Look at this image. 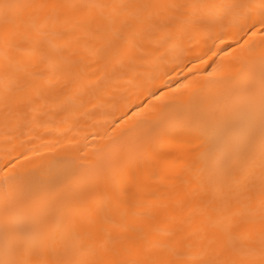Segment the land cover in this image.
Listing matches in <instances>:
<instances>
[{
    "label": "bare ground",
    "instance_id": "bare-ground-1",
    "mask_svg": "<svg viewBox=\"0 0 264 264\" xmlns=\"http://www.w3.org/2000/svg\"><path fill=\"white\" fill-rule=\"evenodd\" d=\"M0 264H264V0H0Z\"/></svg>",
    "mask_w": 264,
    "mask_h": 264
}]
</instances>
